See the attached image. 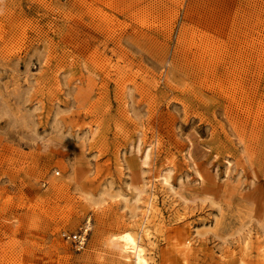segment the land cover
Segmentation results:
<instances>
[{
	"label": "rangeland",
	"instance_id": "obj_1",
	"mask_svg": "<svg viewBox=\"0 0 264 264\" xmlns=\"http://www.w3.org/2000/svg\"><path fill=\"white\" fill-rule=\"evenodd\" d=\"M125 233L264 264V0H0V264H134Z\"/></svg>",
	"mask_w": 264,
	"mask_h": 264
},
{
	"label": "bare ground",
	"instance_id": "obj_2",
	"mask_svg": "<svg viewBox=\"0 0 264 264\" xmlns=\"http://www.w3.org/2000/svg\"><path fill=\"white\" fill-rule=\"evenodd\" d=\"M137 239L128 233H125L123 236H121L122 242L120 249L124 259L131 260V257H133L134 264H150L145 248L139 243V241H137Z\"/></svg>",
	"mask_w": 264,
	"mask_h": 264
},
{
	"label": "built area",
	"instance_id": "obj_3",
	"mask_svg": "<svg viewBox=\"0 0 264 264\" xmlns=\"http://www.w3.org/2000/svg\"><path fill=\"white\" fill-rule=\"evenodd\" d=\"M88 231V227H85L77 234H64V237L70 242L71 246L76 252H81L87 246Z\"/></svg>",
	"mask_w": 264,
	"mask_h": 264
}]
</instances>
